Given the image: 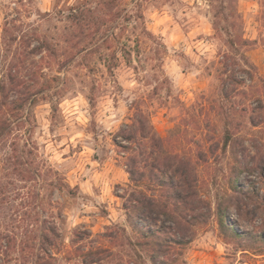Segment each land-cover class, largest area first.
<instances>
[{
    "label": "rangeland",
    "instance_id": "374dc122",
    "mask_svg": "<svg viewBox=\"0 0 264 264\" xmlns=\"http://www.w3.org/2000/svg\"><path fill=\"white\" fill-rule=\"evenodd\" d=\"M225 68L244 80L240 88L250 94L253 87L238 70L264 79V0H0V86L6 94L0 92V119H19L0 144V166L12 147L20 150L28 141L42 173L53 170L48 179L56 187L40 190L46 201L40 218L56 227L55 257L44 264H152L153 256L158 264H264V244L225 233L214 211L233 164L231 147L222 150V120L231 116L261 168L240 175L242 186L256 188L251 212L228 210V221L242 234L262 230L264 107L256 99L264 106V82L256 83V99L235 95L248 109L232 114L222 97V88L231 87L222 84ZM14 76L18 82L11 83ZM16 97L21 104L12 115L6 103ZM221 103H228L225 111ZM250 106L258 107L252 113ZM136 107L145 114V131L163 138L152 146L156 158L169 169L183 162L210 206L187 218L192 225L182 228L184 236L176 234L184 244L162 253L125 208L129 192L138 189L159 202L172 200L167 187L128 179L129 150L116 143L128 142L116 135ZM249 116L263 121L252 126ZM51 212L54 218H48ZM152 223L171 221L160 214ZM28 251L9 248L5 255L0 249V264H32L24 257Z\"/></svg>",
    "mask_w": 264,
    "mask_h": 264
},
{
    "label": "trees",
    "instance_id": "16d2710c",
    "mask_svg": "<svg viewBox=\"0 0 264 264\" xmlns=\"http://www.w3.org/2000/svg\"><path fill=\"white\" fill-rule=\"evenodd\" d=\"M239 44L245 46L247 41L243 37H239ZM225 71H228L229 74L225 76L222 84L228 82L231 85V87L225 86L222 88L224 89L222 97L225 102L229 103H227L229 108L226 111L229 110L228 112L232 114L237 112L243 113L248 107L241 104V100H236L235 95L242 93L245 99L249 97H255L256 99L254 93L258 91L256 83L257 81L263 83L264 79H255L249 69L240 68L238 70L246 73L251 83L248 86L251 85L254 88H252L250 94L240 88L244 80L236 78L232 69L225 68ZM13 78L15 76L10 79L11 83L18 82L13 80ZM27 80L30 81V84L34 83L31 77L27 78ZM25 87L27 89L30 88L29 85ZM0 92L6 98V94H3V85L0 86ZM18 100V97H16L10 103H6L12 111V115H14L13 111H16L21 104L18 103ZM256 100L259 103V107L263 108L262 99L258 98ZM0 104L5 105V102L1 100ZM227 104L221 103L220 108L225 111ZM250 107L252 113H254L258 106ZM134 110L137 112L131 116L130 122L121 127L116 135L128 142V145L116 142L126 150H129V156L125 163L128 179L134 185H138L144 179H148L158 187H167L172 200L170 202H159L154 195H149L143 190L138 189L129 192L128 200L130 205H125V208L127 210L130 209L128 215L132 218L134 226L140 228L139 231L148 238V241L156 248L157 253H162L161 251H164L171 245L184 244L185 242L179 241L177 235L181 234V236H184L180 232L182 228L188 223L192 225L187 218H197L203 213V210H209L210 206L207 200L201 197L203 193L200 190L201 186L198 184L197 176L193 175L195 178H191V170L183 162H178L173 168L169 169L163 160L160 161V158H156L152 146L155 147L163 138L155 132L145 131L141 120L145 116L144 112L138 107L134 108ZM17 119L12 123L6 119H0V144L8 140L9 134L13 129L11 126H15V122L19 121ZM248 119L249 124L252 126H256L259 122L263 121L262 119L255 121L252 116H249ZM222 123V150L224 152L227 147H231L233 164L228 173L225 174L224 194L219 198L217 197L214 204L216 220L225 233L239 239L246 237L248 241H260L264 244V210L261 212V223L258 226L262 230L258 233L252 234L247 232L242 234L228 221V210H233L238 216L248 215L251 212L249 205L250 203H254L253 195H255L256 188H251L250 184L242 186L240 175L242 173L252 175L253 171L260 169L261 166H259L260 163L258 161H252V156L249 154L250 144L246 143L240 136L239 126H241V123L234 121L231 116L224 118ZM22 145L20 150L12 147L13 153H6L4 155L3 164L5 166H0V169L4 171L0 172V249L4 251L5 255L9 254V248L12 252H17L18 249L21 254L28 249L30 254L24 256L26 261H29L26 259L27 257L32 259L30 260L32 264H44L43 260L45 258L53 259L55 257L52 250V245H54L52 235L55 234L56 227L52 219L40 218L41 213L44 211L43 207L46 204L40 190L44 187L54 188L56 185L53 180L48 179V174L53 173L52 168L49 167L47 168V173H42L34 150L32 147L27 148L28 141H25ZM25 154L29 156L34 154V158L31 161H27L24 159ZM261 161L262 159L259 160V162ZM142 167H148V171L146 172ZM261 177H263L262 174ZM243 178L245 180L249 179L247 176ZM16 181L24 183L19 186ZM26 182H29V184ZM18 200L20 204H17L16 201ZM51 204V202L48 203L50 206ZM23 207L29 209L25 211ZM20 208L24 210L23 215H18ZM5 209H12L13 212L7 215L4 213ZM160 214L168 217V221L170 220L171 224L155 227L152 221ZM48 218H54L52 212L51 217L49 216ZM148 219L150 220L149 223H147ZM167 233L177 235L169 236ZM247 247L250 246L248 245ZM242 250H248V248L244 247ZM152 264H158L155 256L152 257Z\"/></svg>",
    "mask_w": 264,
    "mask_h": 264
}]
</instances>
